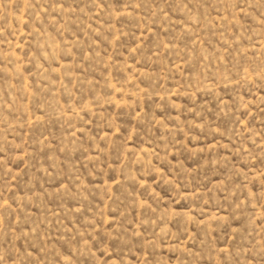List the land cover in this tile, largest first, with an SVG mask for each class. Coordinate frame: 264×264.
Masks as SVG:
<instances>
[{
  "label": "rangeland",
  "instance_id": "obj_1",
  "mask_svg": "<svg viewBox=\"0 0 264 264\" xmlns=\"http://www.w3.org/2000/svg\"><path fill=\"white\" fill-rule=\"evenodd\" d=\"M0 264H264V0H0Z\"/></svg>",
  "mask_w": 264,
  "mask_h": 264
}]
</instances>
